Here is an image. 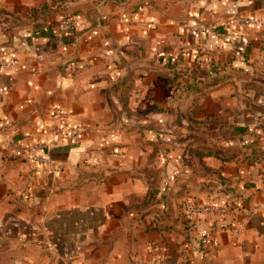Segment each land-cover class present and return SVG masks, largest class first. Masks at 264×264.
<instances>
[{"label": "crops", "instance_id": "0c3cea01", "mask_svg": "<svg viewBox=\"0 0 264 264\" xmlns=\"http://www.w3.org/2000/svg\"><path fill=\"white\" fill-rule=\"evenodd\" d=\"M173 69L229 141L174 135ZM0 232L46 264H264V0H0Z\"/></svg>", "mask_w": 264, "mask_h": 264}, {"label": "rangeland", "instance_id": "374dc122", "mask_svg": "<svg viewBox=\"0 0 264 264\" xmlns=\"http://www.w3.org/2000/svg\"><path fill=\"white\" fill-rule=\"evenodd\" d=\"M173 1H185V0H173ZM191 1H195V0H188V3ZM48 6L49 5H45L43 8ZM66 16L69 17L71 15H66ZM164 73H165L164 71L161 72V75L167 78L165 79L166 86L170 90H173L171 93H174L173 98L176 99V103H175L176 107H178L180 110H181V106L183 107V112L181 115V117H183L187 112V107L190 105V103H192L191 99H193L190 98L191 97L190 95H189L190 97L188 96L190 100L188 98L184 99L183 93L186 92L187 94H190L191 92H193V90L190 91L188 90L187 87L189 83L187 82L185 83L186 80H184L185 76L183 75L182 71H177L176 69H173L170 74H164ZM190 116H191L190 118L189 117L187 118L189 124L196 126L197 127L196 132L198 133L183 134L182 132H179L180 129L179 130L175 129L174 135H177L180 138L184 137V135H187V139H191L192 137L197 136L202 140H204V142H206V140L207 141L218 140L223 143L231 139L229 134L231 127L230 122L226 120H221L222 119L221 117L219 122H213L214 119H205L204 121L203 120L201 121L194 119V116H192L191 113ZM216 124H218V126H216ZM221 152L223 153V155H227V153H229L228 151L224 152L222 150ZM36 252H39L40 257L45 253L51 255V251H49V249L37 250L35 245L28 247L22 244L20 240H12L8 237H5L3 233L0 232V264H46V262L42 261V257L41 259H38ZM49 264H52V262L50 261Z\"/></svg>", "mask_w": 264, "mask_h": 264}, {"label": "built area", "instance_id": "2783aa9c", "mask_svg": "<svg viewBox=\"0 0 264 264\" xmlns=\"http://www.w3.org/2000/svg\"><path fill=\"white\" fill-rule=\"evenodd\" d=\"M232 22L236 25L246 28L256 24H261V20L251 15H237ZM77 24H78V19L76 17H66L63 19L61 25L66 28L70 26H76ZM81 131H82L81 127H76L75 129H73L71 131L72 138L77 139L80 136ZM18 154H21V152H19ZM183 211L187 215L188 220L190 222H194L195 219L197 218L198 212L205 211V212L223 213L225 211V208L214 204L196 206L191 204L190 202H186L183 206ZM193 251H195V248ZM182 254L188 260V262H194L195 257L194 255H192V253H190L189 250L187 249L183 250ZM144 264H167V263H166V259L163 256H157L152 258L151 260L144 262Z\"/></svg>", "mask_w": 264, "mask_h": 264}, {"label": "trees", "instance_id": "16d2710c", "mask_svg": "<svg viewBox=\"0 0 264 264\" xmlns=\"http://www.w3.org/2000/svg\"><path fill=\"white\" fill-rule=\"evenodd\" d=\"M213 81H215L216 79H218V77H216V76H213ZM210 83H212V81L210 82ZM189 87H190V89H189ZM188 90L190 91V90H193V91H197L198 89H200V88H198L197 87V85L196 84H192V82L190 81L189 82V84H188ZM194 103H195V98H193L192 99V103H190V105L187 107V112H186V114L183 116L184 118L186 117V118H190L191 116H190V109H191V107H192V105H194ZM179 109V108H178ZM176 120H177V122H181V120H182V117H181V113H180V111H178V114H177V116H176Z\"/></svg>", "mask_w": 264, "mask_h": 264}]
</instances>
